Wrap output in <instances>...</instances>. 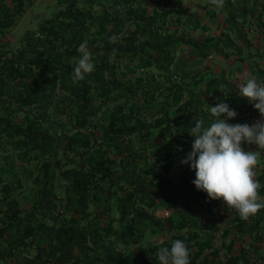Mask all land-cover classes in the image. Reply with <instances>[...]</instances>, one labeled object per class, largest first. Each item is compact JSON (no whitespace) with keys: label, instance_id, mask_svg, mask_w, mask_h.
<instances>
[{"label":"trees","instance_id":"obj_1","mask_svg":"<svg viewBox=\"0 0 264 264\" xmlns=\"http://www.w3.org/2000/svg\"><path fill=\"white\" fill-rule=\"evenodd\" d=\"M56 4L14 54L0 53V264L17 249L29 252L21 264H160L175 240L201 264L223 245L227 206L198 190L181 161L196 120L215 121V98L236 111L229 124L260 120L239 87L264 86V0ZM85 41L94 70L73 83ZM229 58L237 65H219ZM242 147L261 154L264 203V150ZM33 189L22 207L17 197ZM233 210L249 232L239 249H250L264 238V208L247 220Z\"/></svg>","mask_w":264,"mask_h":264},{"label":"clouds","instance_id":"obj_2","mask_svg":"<svg viewBox=\"0 0 264 264\" xmlns=\"http://www.w3.org/2000/svg\"><path fill=\"white\" fill-rule=\"evenodd\" d=\"M210 3L220 8L224 0H210ZM109 42L114 44L116 39L110 37ZM77 51L82 56L73 70V83L83 80L94 70L87 41L81 43ZM239 90L249 102H255L253 107L259 111L260 120L251 126L229 124L227 120L236 117V111L219 97L215 98L219 102L210 107L215 121L205 128L202 120H196L195 127L190 129V134L195 136L192 151L181 163L190 162L196 175L192 183L198 190L205 191L211 199L222 200L227 209H235L241 219L247 220L264 208V203L258 202L260 184L254 171L260 162L259 153L242 147V144H255L264 150V86L251 78ZM222 114H226L224 118H221ZM157 259L160 264H189V250L184 242L175 240L170 249H159Z\"/></svg>","mask_w":264,"mask_h":264},{"label":"crops","instance_id":"obj_3","mask_svg":"<svg viewBox=\"0 0 264 264\" xmlns=\"http://www.w3.org/2000/svg\"><path fill=\"white\" fill-rule=\"evenodd\" d=\"M23 8L18 7V5L10 2V0H0L1 24L6 22L4 14L7 12V9L8 11L19 13L18 10ZM17 26L18 24L14 22L11 26L1 28L0 48H2V53L5 55L14 54L16 48L23 42L24 32L21 31L20 35L14 33ZM11 46L14 48L10 49ZM221 206L225 207L226 205L223 204ZM233 211V209L229 210L226 207L225 214H223L221 219L218 218L220 221H224L225 226L228 227L226 229L223 245L220 246V249H215L213 252L206 251L207 254L203 258L201 264H264V238L260 242L255 241L250 249H239L241 245L247 246L249 232H247L245 228L237 229L234 226L232 220ZM213 217L214 216H209L208 218L212 219ZM215 217L217 218L219 216L215 215ZM212 254L214 255L213 259L211 257ZM28 255V251L15 250L12 255L11 264H21L22 260Z\"/></svg>","mask_w":264,"mask_h":264},{"label":"rangeland","instance_id":"obj_4","mask_svg":"<svg viewBox=\"0 0 264 264\" xmlns=\"http://www.w3.org/2000/svg\"><path fill=\"white\" fill-rule=\"evenodd\" d=\"M56 7V0H25L24 8L21 9L19 13H16L14 16L15 22L16 24H18L17 28L14 30V33L20 35L21 31L25 32L29 31V29L31 30L33 28H36L38 21L43 18L49 17L56 9ZM11 48L14 47L11 46L10 49ZM1 51L2 48H0V52ZM207 61L210 62V59H208ZM260 63H262L264 66V55L261 57ZM219 65L236 66L237 62L235 60L232 61V58H229L228 60L221 62ZM242 67L245 71H247L248 67L246 65V61H243ZM260 158L261 154H259V159ZM33 191L34 189L31 191L24 190L23 194L17 197L22 207H27L30 205Z\"/></svg>","mask_w":264,"mask_h":264}]
</instances>
